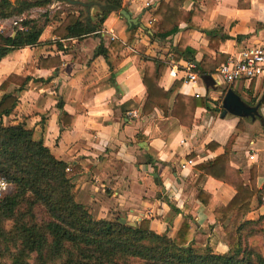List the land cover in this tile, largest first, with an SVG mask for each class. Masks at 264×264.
<instances>
[{"label": "crops", "instance_id": "1", "mask_svg": "<svg viewBox=\"0 0 264 264\" xmlns=\"http://www.w3.org/2000/svg\"><path fill=\"white\" fill-rule=\"evenodd\" d=\"M157 2L123 0V6L139 22L130 41L129 24L112 11L96 33L59 39L52 34L59 22L51 20L36 45L9 51L0 60V84L11 73L29 79L21 87L17 81L0 87V97L11 92L18 98L13 112L1 121L23 123L56 158L81 168L72 180L73 191L76 201L88 208L93 217L117 218L131 225L146 219L152 230L173 237L183 219L189 216L196 232L208 237V245L215 252L224 253L228 246L221 238L222 225L214 209L220 203L226 204L235 191L213 177L201 178L196 166L223 153L230 138L218 129L213 130L219 117L214 108L222 109L223 90L239 89L241 98L253 105L263 100L264 76L252 80L251 90V80L225 84L210 74L213 83L206 87L194 70L199 79L185 85L184 66L188 61L172 59L180 32L162 42L149 38L147 28ZM193 6L203 12L198 27L191 28L187 34L188 46L195 51V64L204 55L214 59L217 53L226 62L238 58L245 47L264 44V0H185L183 3L186 10ZM26 16L32 18L27 13L22 18ZM180 26L184 28L186 24ZM111 42L112 51L97 53L99 47L108 48ZM119 43L123 48L114 53ZM47 56H58L60 65L39 68V58ZM150 57L164 63L159 84L173 90L169 103L176 93L194 96L198 92L200 97L212 100L209 108L195 109L191 127L179 124L168 111L163 114L158 108L148 115L141 113L145 99L144 58ZM253 99L255 102L251 103ZM59 101L62 108L57 106ZM259 111L262 119L254 121L235 116L229 163L241 169L246 183L254 166L256 187L263 194V101ZM62 112L66 113L63 118ZM240 118L242 129L236 127ZM210 142L216 146L207 147ZM188 159L193 163L184 165ZM200 189L211 196L207 204L198 199ZM250 208L248 218L263 215V198L260 202L255 195Z\"/></svg>", "mask_w": 264, "mask_h": 264}, {"label": "trees", "instance_id": "2", "mask_svg": "<svg viewBox=\"0 0 264 264\" xmlns=\"http://www.w3.org/2000/svg\"><path fill=\"white\" fill-rule=\"evenodd\" d=\"M94 1L99 4L96 21L91 16L83 17L78 10L69 9L61 10L57 16H46L39 22L33 18H22V15L32 8L48 6L51 0H0V20L20 17L19 23L24 27L22 30L15 27L13 35L0 33V60L11 50L36 45L51 20L59 22L52 30L55 37L81 38L99 31L110 12L126 10L123 0ZM184 1L158 0L147 29L151 41L161 42L180 32L172 59L194 63L195 51L188 46L187 34L191 28L198 27V19L203 12L197 6L184 9ZM62 14L64 16L61 17ZM181 23L186 26L181 28ZM138 27V24L128 26L131 31L129 41ZM112 43L108 48L99 47L97 53L112 51ZM56 44L61 48L60 42ZM122 48L119 43L113 52ZM219 56L217 53L212 59L204 55L198 64L194 63V70L199 75L215 73L217 67L224 63ZM144 60L142 83L145 99L141 113L148 115L158 108L163 114L168 111L179 124L191 127L195 109L209 108L212 100L176 93L169 103L173 90H166L159 84L163 61L152 57ZM60 63L58 56L40 57L38 60L39 68L58 67ZM28 79L11 73L0 87L11 81H17L21 87ZM236 92L239 94V89ZM262 101L264 103V97ZM253 102L255 99L251 100ZM17 103V96L11 92L0 97V177L13 186L11 192L0 197V252L8 255V264H264V246L261 249L246 242L264 234L261 225L264 214L256 219L247 217L252 198L256 195L261 202L262 192L256 187L254 166L250 169L249 183H246L241 169L229 163L234 134L228 139L223 153L196 166L201 178L213 177L235 191L226 204L220 203L214 209L217 221L222 225L221 238L228 246L226 252L218 253L208 245V237L204 233L196 232L189 216L183 219L173 237L167 232H155L146 219L131 225L117 218L93 217L88 208L76 201L73 191L72 180L81 168L56 158L42 139H35L32 130L23 123L4 124L1 121L13 112ZM61 104L59 101L58 108H62ZM65 114L62 112L61 118ZM236 127L243 128L241 118ZM215 146V142L207 144V147ZM210 197L207 192L199 190L201 203L207 204ZM7 222H11L9 228L5 226Z\"/></svg>", "mask_w": 264, "mask_h": 264}, {"label": "built area", "instance_id": "3", "mask_svg": "<svg viewBox=\"0 0 264 264\" xmlns=\"http://www.w3.org/2000/svg\"><path fill=\"white\" fill-rule=\"evenodd\" d=\"M21 18H18L14 25L17 29L22 30L24 27L19 23ZM4 27L0 23V32ZM15 33V29L14 32ZM195 64L188 62L185 66L186 78L184 84H194L199 79V76L194 72ZM217 79L225 84H232L240 80H252L264 76V44H254L245 47L238 58H231L217 67L216 72L213 73ZM195 97L200 96L198 92L193 94ZM182 144L184 140L180 141ZM193 163L192 159H188L184 165ZM183 165V166H184ZM10 183L3 177H0V197L7 192ZM264 200V191L262 194Z\"/></svg>", "mask_w": 264, "mask_h": 264}, {"label": "rangeland", "instance_id": "4", "mask_svg": "<svg viewBox=\"0 0 264 264\" xmlns=\"http://www.w3.org/2000/svg\"><path fill=\"white\" fill-rule=\"evenodd\" d=\"M14 1V0H11ZM81 1H88V0H81ZM78 10L77 12H81L83 13V17L87 16V11L84 7L80 6V5H70L67 4L65 1H56V0H51V3L44 7V8H32L30 11L27 12V14L32 15L33 19L38 20L39 22H42L44 20V18L47 16H54V15H58L59 12L61 10ZM99 13V9L96 6L90 7L89 9V16H91L92 20L96 21L95 18V14ZM34 16V17H33ZM64 16V14H63ZM27 17V16H26ZM31 17V16H29ZM28 17V18H29ZM18 18L20 17H11V18H6L3 20H0L1 25L4 27L2 29V32L4 35H9L12 34L14 32L15 29V25L14 22H16L18 20ZM224 94L222 95L223 98ZM222 109H220L219 111H217L216 113L219 112V117L216 121V125L213 127V130L218 129L219 132H223L222 134L224 135V137H230L232 134H234L233 129H234V123L237 119H235L236 117L234 115L231 114H227L224 117L220 116ZM222 122V123H220ZM220 125V127L218 128V126ZM264 126V125H262ZM262 129V127H261ZM235 135V134H234ZM263 163H264V154L261 157ZM13 189L12 184H10L9 188L7 189V193L11 192ZM262 227L264 228V221L262 222ZM6 228H9L11 226V222H7L5 224ZM246 242L248 244L251 245H255L259 248H263L264 246V234H260L257 236H254L252 238H250L249 240H246ZM8 255H6V253H1L0 252V264H8Z\"/></svg>", "mask_w": 264, "mask_h": 264}, {"label": "water", "instance_id": "5", "mask_svg": "<svg viewBox=\"0 0 264 264\" xmlns=\"http://www.w3.org/2000/svg\"><path fill=\"white\" fill-rule=\"evenodd\" d=\"M60 1V0H56ZM65 1L67 4L70 5H80L84 7L87 11V17H89V9L90 7L96 6L97 8L99 7V4L96 1H81V0H61ZM119 14L123 16V18L127 21L129 25L131 24H139L138 18L137 17H132L131 14L125 10V9H120ZM200 78L202 81L205 83L206 87H208V84L213 83L212 78L209 74L201 75ZM262 104V98L258 100L255 104L251 105L245 100L241 98L239 94L234 92L231 88H229L221 102V108L222 111L220 113L221 117H224L227 114H231L237 117L241 118H248L251 120H256V119H262L261 113H260V107Z\"/></svg>", "mask_w": 264, "mask_h": 264}]
</instances>
